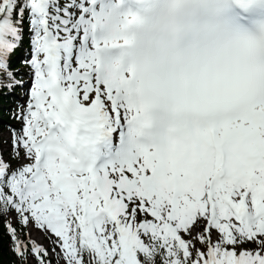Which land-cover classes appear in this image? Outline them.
Here are the masks:
<instances>
[{
	"label": "snow or ice",
	"instance_id": "1",
	"mask_svg": "<svg viewBox=\"0 0 264 264\" xmlns=\"http://www.w3.org/2000/svg\"><path fill=\"white\" fill-rule=\"evenodd\" d=\"M0 253L264 264V0H0Z\"/></svg>",
	"mask_w": 264,
	"mask_h": 264
},
{
	"label": "trees",
	"instance_id": "2",
	"mask_svg": "<svg viewBox=\"0 0 264 264\" xmlns=\"http://www.w3.org/2000/svg\"><path fill=\"white\" fill-rule=\"evenodd\" d=\"M3 243L6 245L7 241L5 240ZM8 256H10V252L8 253ZM3 258H4L3 253H0V259H3Z\"/></svg>",
	"mask_w": 264,
	"mask_h": 264
},
{
	"label": "rangeland",
	"instance_id": "3",
	"mask_svg": "<svg viewBox=\"0 0 264 264\" xmlns=\"http://www.w3.org/2000/svg\"><path fill=\"white\" fill-rule=\"evenodd\" d=\"M39 239L43 240V237L42 236H39Z\"/></svg>",
	"mask_w": 264,
	"mask_h": 264
}]
</instances>
